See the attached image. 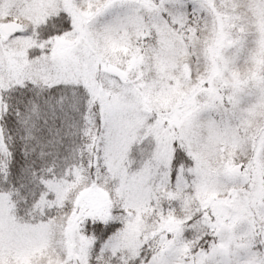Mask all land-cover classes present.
I'll return each mask as SVG.
<instances>
[{"label": "snow or ice", "instance_id": "1", "mask_svg": "<svg viewBox=\"0 0 264 264\" xmlns=\"http://www.w3.org/2000/svg\"><path fill=\"white\" fill-rule=\"evenodd\" d=\"M0 264H264V0H0Z\"/></svg>", "mask_w": 264, "mask_h": 264}]
</instances>
